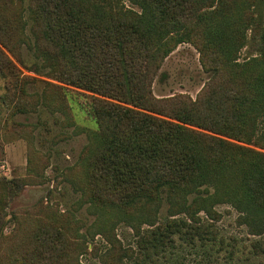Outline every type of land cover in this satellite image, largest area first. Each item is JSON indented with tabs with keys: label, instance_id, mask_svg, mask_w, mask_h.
I'll list each match as a JSON object with an SVG mask.
<instances>
[{
	"label": "trees",
	"instance_id": "16d2710c",
	"mask_svg": "<svg viewBox=\"0 0 264 264\" xmlns=\"http://www.w3.org/2000/svg\"><path fill=\"white\" fill-rule=\"evenodd\" d=\"M31 1L36 47L48 74L92 93L99 129L84 157L82 191L107 213L125 207L156 215L162 202L170 204V214L136 229L134 264H183L181 252L197 248L203 264L221 252L233 259L237 247L248 250L245 259L264 256L262 237L240 244L200 213L214 215V204L229 203L252 228H264V0H254L242 25L241 40L249 29L253 52L242 64L234 63L233 25L217 7L222 0ZM4 3L0 43L20 60L21 42ZM195 36L201 63L212 73L202 96L157 99L155 74L178 44ZM233 63L240 73L228 71ZM0 75L15 78L25 91L26 77L1 46ZM2 226L0 213V244ZM28 238L30 251L9 254L12 264L70 262L62 231L43 227Z\"/></svg>",
	"mask_w": 264,
	"mask_h": 264
},
{
	"label": "rangeland",
	"instance_id": "374dc122",
	"mask_svg": "<svg viewBox=\"0 0 264 264\" xmlns=\"http://www.w3.org/2000/svg\"><path fill=\"white\" fill-rule=\"evenodd\" d=\"M19 1L5 0L4 8L13 17L21 59L0 43L19 77H26L25 91L21 92L15 78L0 75V213L4 237L0 264H12L9 254L19 258L29 252L32 244L28 237L43 227L66 235L68 264H134L138 254L136 229L150 227L170 214V204L162 202L154 215L153 209L125 207L108 208L107 213L90 202L81 187L85 183L84 157L99 129L91 114L92 93L50 77L47 61L36 47L32 1ZM254 5V0H222L217 5L232 22L233 58L237 64L253 53L247 44L250 30H246L245 40H241L240 33ZM198 45L195 36L178 44L163 61L152 81L154 97L190 101L202 96L212 73L202 65ZM234 63L228 71L240 73ZM214 207V215H206L203 210L200 213L216 223L222 236H235L240 244L264 239L262 223L252 228L229 203H216ZM240 249L237 247L233 259L221 252L220 259L211 258L210 264H264L263 255L245 259L250 256L248 250L242 253ZM178 257L183 264L205 263L199 248L185 249ZM159 263L167 264L163 260Z\"/></svg>",
	"mask_w": 264,
	"mask_h": 264
}]
</instances>
